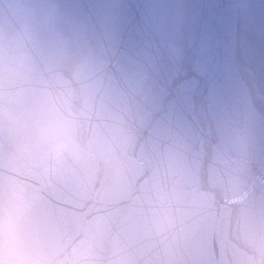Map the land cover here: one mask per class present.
Returning a JSON list of instances; mask_svg holds the SVG:
<instances>
[{
	"label": "clouds",
	"instance_id": "9594fccd",
	"mask_svg": "<svg viewBox=\"0 0 264 264\" xmlns=\"http://www.w3.org/2000/svg\"><path fill=\"white\" fill-rule=\"evenodd\" d=\"M0 264H264V0H0Z\"/></svg>",
	"mask_w": 264,
	"mask_h": 264
}]
</instances>
